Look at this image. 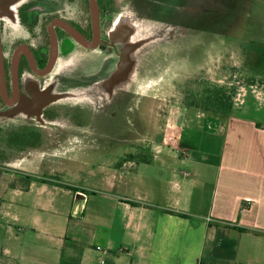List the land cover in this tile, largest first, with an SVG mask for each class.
<instances>
[{
  "label": "rangeland",
  "instance_id": "374dc122",
  "mask_svg": "<svg viewBox=\"0 0 264 264\" xmlns=\"http://www.w3.org/2000/svg\"><path fill=\"white\" fill-rule=\"evenodd\" d=\"M23 1L0 0L11 30L18 26L13 6ZM147 1L137 14L111 0L106 75H98L102 59L91 52V65L100 67L82 72L73 61L67 71L56 69L44 83L26 87L28 103L0 104V257L8 231L15 235L25 224L14 216L21 203L30 204L38 192L35 186L19 194L27 177L87 192L83 183L94 184L91 174L151 157L131 147L172 145L167 135L179 128L165 119L169 110L187 106L191 121L195 112H212L202 103L207 88H223L233 102L243 88L264 87V0H176L154 9L159 19L146 14L160 0ZM45 193L65 202L72 194L52 186Z\"/></svg>",
  "mask_w": 264,
  "mask_h": 264
},
{
  "label": "crops",
  "instance_id": "0c3cea01",
  "mask_svg": "<svg viewBox=\"0 0 264 264\" xmlns=\"http://www.w3.org/2000/svg\"><path fill=\"white\" fill-rule=\"evenodd\" d=\"M189 110L167 112L179 128L172 145L131 147L151 157L91 174L87 192L17 188L39 186L14 215L25 224L8 231L0 264H264V87L243 88L229 114L190 121ZM48 186L71 191L68 202Z\"/></svg>",
  "mask_w": 264,
  "mask_h": 264
},
{
  "label": "flooded vegetation",
  "instance_id": "af4514ba",
  "mask_svg": "<svg viewBox=\"0 0 264 264\" xmlns=\"http://www.w3.org/2000/svg\"><path fill=\"white\" fill-rule=\"evenodd\" d=\"M111 0H25L14 8L18 26H8L6 4L0 5V104L13 106L28 103L26 87L39 86L58 67L60 61L78 63L82 72H90L91 52L102 59L100 72L105 74L106 53L112 51L107 43V22L111 19ZM138 14L147 0H120ZM176 0H160L150 5V15L156 17V7H172ZM95 15L93 14V9ZM120 6V5H119ZM103 54V55H102ZM74 61V63H72ZM76 81L71 76V82ZM82 81H85L82 79ZM36 147V144H34Z\"/></svg>",
  "mask_w": 264,
  "mask_h": 264
},
{
  "label": "trees",
  "instance_id": "16d2710c",
  "mask_svg": "<svg viewBox=\"0 0 264 264\" xmlns=\"http://www.w3.org/2000/svg\"><path fill=\"white\" fill-rule=\"evenodd\" d=\"M204 101L202 102L203 105H205V110H210L215 113H220V114H229L231 107H232V99L231 97H228L227 94L225 93L224 89L221 87H215V88H207L204 91ZM30 136H34L31 134ZM39 135H37L38 137ZM20 142V141H19ZM35 143H29L26 144L28 148H34ZM35 179L31 177H27L25 179V188L28 187V185L34 181ZM41 182H46L49 184H54L48 181H42ZM60 187L66 188V189H71L72 188L69 185L66 184H57ZM239 230H243L239 228Z\"/></svg>",
  "mask_w": 264,
  "mask_h": 264
},
{
  "label": "bare ground",
  "instance_id": "6f19581e",
  "mask_svg": "<svg viewBox=\"0 0 264 264\" xmlns=\"http://www.w3.org/2000/svg\"><path fill=\"white\" fill-rule=\"evenodd\" d=\"M57 69L61 71H67L69 69V63L65 61H60Z\"/></svg>",
  "mask_w": 264,
  "mask_h": 264
},
{
  "label": "water",
  "instance_id": "95a60500",
  "mask_svg": "<svg viewBox=\"0 0 264 264\" xmlns=\"http://www.w3.org/2000/svg\"><path fill=\"white\" fill-rule=\"evenodd\" d=\"M93 5H94V4H92V9H93ZM93 14L95 15L94 9H93Z\"/></svg>",
  "mask_w": 264,
  "mask_h": 264
},
{
  "label": "built area",
  "instance_id": "2783aa9c",
  "mask_svg": "<svg viewBox=\"0 0 264 264\" xmlns=\"http://www.w3.org/2000/svg\"><path fill=\"white\" fill-rule=\"evenodd\" d=\"M78 194H79L80 196H82V197L84 196L82 193H78Z\"/></svg>",
  "mask_w": 264,
  "mask_h": 264
}]
</instances>
